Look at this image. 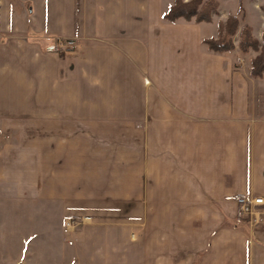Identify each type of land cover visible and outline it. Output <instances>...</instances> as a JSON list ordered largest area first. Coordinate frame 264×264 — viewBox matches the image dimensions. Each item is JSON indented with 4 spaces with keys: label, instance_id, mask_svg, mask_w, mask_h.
<instances>
[{
    "label": "crops",
    "instance_id": "0c3cea01",
    "mask_svg": "<svg viewBox=\"0 0 264 264\" xmlns=\"http://www.w3.org/2000/svg\"><path fill=\"white\" fill-rule=\"evenodd\" d=\"M173 3L0 0L2 264H264V79Z\"/></svg>",
    "mask_w": 264,
    "mask_h": 264
},
{
    "label": "trees",
    "instance_id": "16d2710c",
    "mask_svg": "<svg viewBox=\"0 0 264 264\" xmlns=\"http://www.w3.org/2000/svg\"><path fill=\"white\" fill-rule=\"evenodd\" d=\"M218 3L214 0H174L173 5L164 15L168 22H175L182 18L185 21L194 19L196 23H211L212 15L217 14ZM242 7H239L237 15L229 16L224 22L217 25V37L204 39L203 44L214 53L232 52L236 48L246 54L250 50L259 52L250 63L249 74L253 78L264 77V41L260 44L252 35L250 26L244 23V15L241 17ZM237 37V45H234L233 38ZM196 262L195 264H197Z\"/></svg>",
    "mask_w": 264,
    "mask_h": 264
},
{
    "label": "rangeland",
    "instance_id": "374dc122",
    "mask_svg": "<svg viewBox=\"0 0 264 264\" xmlns=\"http://www.w3.org/2000/svg\"><path fill=\"white\" fill-rule=\"evenodd\" d=\"M216 1L219 5L216 14L217 18L215 19V22L217 23L216 25H218L220 21L224 20L225 18H228L229 16L237 15L239 7H242V13L238 17L244 15V23L251 27L253 37L257 39L260 44L264 41V0H216ZM215 27L216 26L214 23L213 28H211L210 31L212 32L215 29ZM233 41H234V45H237L238 39L236 36L233 38ZM232 55L234 57L235 67L242 68V72L245 73V70H247V68L250 69L249 66L251 61L256 56L259 55V52H254L250 50L248 53L242 54L238 50H235ZM260 79H264V77ZM260 91H264V82L263 85L262 84L260 85ZM70 219H72L76 223L71 228L75 227L76 229L77 227H79L77 226L78 224H80L78 220L81 218L73 216ZM75 232H77V230H75ZM11 236L16 237L18 236V234L16 233L15 235H11ZM1 237L2 236H0V264L8 260L7 253L9 252V249L6 250L5 248L2 247L1 243L3 242V237L2 238ZM12 249L14 250V248ZM71 257L72 255L70 256V258ZM59 262L63 263L65 261L63 259L62 261L59 260ZM26 263L33 264V257L27 256Z\"/></svg>",
    "mask_w": 264,
    "mask_h": 264
},
{
    "label": "built area",
    "instance_id": "2783aa9c",
    "mask_svg": "<svg viewBox=\"0 0 264 264\" xmlns=\"http://www.w3.org/2000/svg\"><path fill=\"white\" fill-rule=\"evenodd\" d=\"M75 51V43L73 41H56L48 45L44 52L48 54H56L61 57L70 55ZM239 212L244 217H249L256 221L257 210L264 207V199L259 197H250L249 195L238 196L235 200ZM76 223L72 219H67L65 226L71 228Z\"/></svg>",
    "mask_w": 264,
    "mask_h": 264
}]
</instances>
